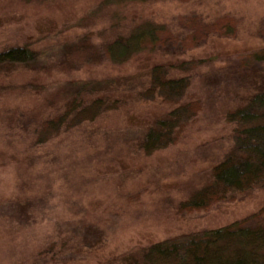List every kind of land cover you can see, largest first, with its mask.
I'll use <instances>...</instances> for the list:
<instances>
[{
	"label": "rangeland",
	"instance_id": "374dc122",
	"mask_svg": "<svg viewBox=\"0 0 264 264\" xmlns=\"http://www.w3.org/2000/svg\"><path fill=\"white\" fill-rule=\"evenodd\" d=\"M158 43L114 63L135 32ZM0 264H131L173 238L264 209V187L196 211L183 205L234 148L227 115L264 91V0H0ZM188 78L201 110L178 139L142 143L176 104L149 98L151 70ZM102 99L94 121L41 137L43 124Z\"/></svg>",
	"mask_w": 264,
	"mask_h": 264
},
{
	"label": "trees",
	"instance_id": "16d2710c",
	"mask_svg": "<svg viewBox=\"0 0 264 264\" xmlns=\"http://www.w3.org/2000/svg\"><path fill=\"white\" fill-rule=\"evenodd\" d=\"M152 0H105L107 3ZM163 32H135L123 43L117 41L106 48L114 63L127 61L131 56L156 45ZM264 65V49L248 56ZM34 53L26 47H12L0 52V66L23 64L33 60ZM190 88L188 78L169 77V69L155 66L151 70L150 87L145 95L176 104V108L156 123L146 135L142 148L147 154L166 149L178 139L179 133L194 120L201 110L198 101H185ZM102 99L94 100L82 109L71 107L65 114L46 121L41 137L49 136L83 122L94 121L102 112L111 109ZM235 125L234 148L213 169L212 178L183 205L184 210L207 209L227 200L231 194L246 193L264 187V91L253 96L249 103L227 115ZM131 264H264V209L226 227L205 230L152 245L142 260Z\"/></svg>",
	"mask_w": 264,
	"mask_h": 264
}]
</instances>
